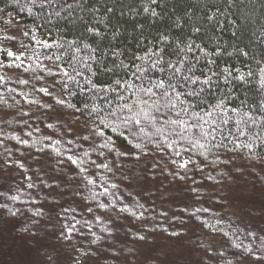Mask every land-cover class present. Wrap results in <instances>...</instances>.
Returning <instances> with one entry per match:
<instances>
[{
    "label": "trees",
    "instance_id": "trees-1",
    "mask_svg": "<svg viewBox=\"0 0 264 264\" xmlns=\"http://www.w3.org/2000/svg\"><path fill=\"white\" fill-rule=\"evenodd\" d=\"M88 27L101 35L87 32ZM26 31L28 36L23 35ZM12 35L15 40L4 39ZM32 36L52 47L37 45ZM164 36L169 43L167 59L173 62L185 55L176 48V42L191 40L208 52L220 50L211 57L215 60L212 65L196 51L197 75L201 69L220 73L225 67L234 76L237 69L252 73L244 82L233 79L225 83L221 78L199 97L186 98L199 115L215 112L214 106L228 98L224 114L228 123L220 124L217 119L219 128L212 132L215 140L208 138L211 150L205 155L198 148L184 152L183 148L189 147L187 140L182 142L181 156L172 149L161 151L150 145L149 136L155 139L156 128L165 127L160 123L145 125L149 135L133 138L127 133L118 136L117 132L124 129L118 121L110 120L117 132L104 129L103 137L93 135L100 120L108 117L109 110L117 111L122 101L115 92H96L85 78L100 89L114 88L116 79L130 81L131 72L119 67L121 61L134 71L132 66L141 63L136 57L164 46ZM72 41L95 48L99 63L88 60V50L76 53L69 47ZM21 45L28 48L29 55L35 49L38 59L26 60L25 67L0 68L7 81L0 83V204L19 210L12 218L6 209H0V264H25L24 258L30 255L33 264H134L138 247L156 242H180L171 250L173 256L167 251L174 263L188 252L191 259L187 264H264V223L252 220L264 214V185L240 175L264 163L259 158L264 155V146L256 147L255 152L234 147L236 143L255 140V145H261L264 141V126L249 120L254 117L259 122L264 117V88L260 86L264 79V0H36L35 6L31 0H0V47L17 51ZM113 51L119 56H113ZM48 56L53 59L49 61ZM0 60L11 62L3 53ZM27 64L33 67L26 70ZM57 65L73 73L67 90L62 91L60 76L41 71L43 66L55 72ZM73 68L84 77L76 75ZM37 75L43 79L36 80ZM148 75L156 78L160 74ZM19 80L29 84H19ZM40 87H47L52 97L39 92ZM57 96L65 99L64 106L55 104L53 97ZM93 108L104 111L97 115ZM232 108L238 111L232 112ZM205 130L210 131L208 126ZM168 132L165 127V135ZM184 135L194 139L199 133ZM140 139L148 144L147 154L134 148ZM104 143H108L107 148L101 147ZM218 144L224 147H212ZM68 156L78 164H72ZM190 158L193 164L179 167ZM101 164L108 167H99ZM14 196L16 200L11 199ZM125 208L128 210L121 211ZM65 225L74 226L69 239L52 235ZM23 227L38 232L46 245L21 234ZM137 232L146 240L137 242ZM173 232L180 235L172 236Z\"/></svg>",
    "mask_w": 264,
    "mask_h": 264
},
{
    "label": "snow or ice",
    "instance_id": "snow-or-ice-1",
    "mask_svg": "<svg viewBox=\"0 0 264 264\" xmlns=\"http://www.w3.org/2000/svg\"><path fill=\"white\" fill-rule=\"evenodd\" d=\"M32 4L36 5V0H31ZM155 2V0H153ZM227 3H231V0H226ZM41 8L44 7V3L39 5ZM68 8H72V5L69 4ZM28 11L31 13L32 9L29 8ZM110 11V9H109ZM148 11V9H145ZM59 15V12L56 13ZM152 15H156L153 11ZM212 19L213 17H208ZM196 32H199L200 29H194ZM86 31L92 33L94 36H100L101 33L96 30L94 27L86 28ZM24 36H28L29 32H24ZM114 33V37H115ZM6 41L15 40V36H6L4 37ZM31 39L36 41V44L42 46L43 48H51L52 44L46 41L37 40L35 36H32ZM161 43L164 45L159 48H155L148 52L146 56L136 57V59L140 60V64H134V71H131L129 65L124 64L122 61L119 67H122L131 72L132 79L130 81L121 79H116L114 81L115 87H107V88H97L93 81L89 78L86 79V83L91 86L96 92H104L105 95L109 92H115L117 94V98L122 101V104L118 107L117 111L109 110L108 117L100 120V123L97 124L98 131H94L93 135L103 137L105 135L104 129H111L112 132H117V127L114 126L112 121H118L119 125L124 129V131L117 132L118 136H131L133 138H137L140 134L148 136L149 134L145 132V125H151L155 127L157 123L164 125L169 128V132L165 135V127L156 128V138L153 139L149 136V144L154 146L158 150L172 149L176 156H181V148L182 142L187 140L189 147L183 148L184 152H191L194 148L201 149V155H205L206 152L211 149L208 147L210 141L209 137L211 136L212 140H215V136L212 135V132H215L219 128V124H217V119L220 124H227L228 120L224 118V114L228 111V98H222L219 103L214 106L215 112L205 111L204 115H199L192 109H194V105H190L189 101L186 99L187 97H199L201 93H204L206 89L212 88L217 80L223 79L225 83H230L231 80H239L241 82L246 81L247 76H251L252 73L249 72L247 74L240 72V70H236L237 75H233V71L227 67H225L222 72L217 73L216 71L209 68L208 72L205 73L202 69L200 71V75L196 74V64L199 62V58L195 56L197 50L203 53L204 59L206 60L208 65L215 64V60L211 57L220 54V50L217 49L214 52H208L199 44H196L194 41L184 42H176V48L185 53L183 56H177L175 62L171 59H167L166 48L169 46L168 37L164 36L161 38ZM181 43H184V47L181 48ZM70 48H73L76 53H80L82 50H88V60L95 61L99 63V59L95 55L96 49L92 48V46L88 43L72 41L69 45ZM0 53H3L4 59L7 60L11 58V62L5 64L3 60H0V68H20L25 67V61L31 59H38V53H36L35 49L32 50L31 55H29L28 48L25 45H21L17 51H12L10 48L0 47ZM188 53H192V56H189ZM113 56H119V53L113 51L111 53ZM246 55L247 53H243ZM49 61L53 59V57H46ZM57 60L60 59L59 56L56 57ZM71 59V57H69ZM33 67L32 64L26 65V70L31 69ZM89 71H91V65H87ZM108 71H112V69H107ZM41 71H47L49 75L56 77L60 76L61 79L59 83L62 86V91L68 89L67 80H74V76L72 72H69L66 67L57 65L56 71H52L50 68H45L41 66ZM73 72L76 75L84 77V73L77 71L73 68ZM149 72L159 73L160 75L156 78L148 75ZM66 78V79H65ZM36 80L43 79L42 76L37 75L35 77ZM137 81L140 83L138 84ZM0 83H7L5 77L0 75ZM19 84L27 85L29 84L28 80H19ZM55 84V81H54ZM195 86V87H192ZM261 88H264V79L261 80L260 83ZM9 92H14L15 89H8ZM39 92L44 93L45 96L52 97V92L47 87H40L38 89ZM23 96L24 94L21 93ZM68 95H74L71 91H68ZM27 100V97H25ZM55 104L64 106L66 104L65 99L62 96L53 97ZM102 101L106 102L105 98H101ZM28 103H38L35 100H28ZM243 101H241V105H243ZM51 107V105H47ZM68 107L73 108L76 112H80L81 109L76 108L75 105H68ZM109 109H111V105H109ZM165 109L168 112L174 114L175 118H171L164 111ZM91 111L99 112L104 111V109L93 108ZM191 111V115H190ZM232 112H237V108H232ZM219 113L217 116L215 113ZM247 115V114H245ZM187 117V119H185ZM207 117V118H206ZM249 120L253 124L260 123L264 126V117L258 122L254 117H249ZM53 125H49L52 127ZM205 126H208L210 131L205 130ZM187 132L192 136H196V133H199V136L194 139H190L189 136L184 135ZM243 134V133H242ZM30 135V134H29ZM172 137H175L174 139ZM127 138V137H126ZM163 138V139H161ZM88 137H85L87 140ZM259 139V136L256 137ZM203 141V142H202ZM109 142L113 143V147H115L114 142L111 141V137H109ZM21 143H27V141H21ZM264 146V141L261 142V145H255V140L250 143H245L243 145L236 143L234 145L235 148L244 147L249 149L251 152L256 151V147ZM102 148H107L108 143H104L101 145ZM212 147L219 148L224 147L222 144L212 145ZM134 148L140 150L141 154H147L145 149L148 148V144H145L143 139H140V142L134 144ZM87 155V153H85ZM139 158V157H137ZM264 160V155L259 157ZM68 160L72 162V164H78L76 159H73L72 156H68ZM176 161L173 160V163ZM18 163V162H17ZM95 162H93L94 164ZM194 161L191 158L187 161L182 162L179 167L187 168L189 164H193ZM21 168L24 167L22 163L19 164ZM99 167H108L106 164H101ZM81 172L87 171L86 168H80ZM184 177H181L183 179ZM30 179V178H29ZM89 183H95L94 181H89ZM29 188L33 187L32 184L28 185ZM107 191V190H105ZM12 200H16L17 197H11ZM103 207V205H101ZM0 209H6L12 218L17 217L19 210H13L7 207V204H0ZM128 209H121V211H127ZM91 211V209H89ZM34 216L40 215V213H34ZM135 215V214H134ZM143 215V214H141ZM66 229V231L64 230ZM74 230V226L68 227L67 225L62 228L61 232L58 234L53 233L52 235H56L57 239H69L70 233ZM21 234H28L32 236L36 243L40 246H45L46 241L41 239L38 235V232H32L28 227H23L20 230ZM49 234L45 233L47 237ZM135 235V239L137 242L145 241L146 236L140 235L138 232ZM172 236H179L180 233L173 232ZM264 246V244H262ZM239 247V245H236ZM247 251L249 253H253L252 248H248ZM256 260L260 261L261 256H256Z\"/></svg>",
    "mask_w": 264,
    "mask_h": 264
},
{
    "label": "rangeland",
    "instance_id": "rangeland-1",
    "mask_svg": "<svg viewBox=\"0 0 264 264\" xmlns=\"http://www.w3.org/2000/svg\"><path fill=\"white\" fill-rule=\"evenodd\" d=\"M240 175L244 179H247L249 181H255V183L258 182L259 185L260 184L264 185V163L262 165L261 164L256 165L249 172H247V171L241 172ZM244 182H246V181H244ZM257 187H259V186H257ZM257 196H258V198H260L259 195H257ZM241 214L243 216V213H241ZM263 215H257L252 220L264 223ZM179 246H180V242L171 243L168 245H165L162 242H156L153 245H149V244L141 245L138 247V258L134 264H150V262L153 260L158 261V264H160L161 262L163 264H187V263H189L191 258L189 256L188 252L184 253V255H183L184 258L180 262H175V263L173 261V258L167 253V251H169L173 256L174 252L171 250L176 249ZM147 258H149L148 259L149 262L145 261ZM24 259H25L24 260L25 264H33V261H34L33 256L30 255L28 257H25ZM119 264H122V263H119Z\"/></svg>",
    "mask_w": 264,
    "mask_h": 264
}]
</instances>
